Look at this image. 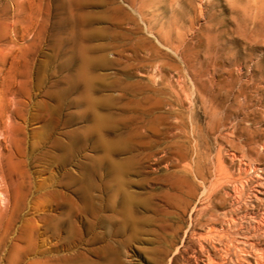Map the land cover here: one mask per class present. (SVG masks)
Returning <instances> with one entry per match:
<instances>
[{"label":"rangeland","instance_id":"374dc122","mask_svg":"<svg viewBox=\"0 0 264 264\" xmlns=\"http://www.w3.org/2000/svg\"><path fill=\"white\" fill-rule=\"evenodd\" d=\"M0 119V264L264 258V0H0Z\"/></svg>","mask_w":264,"mask_h":264},{"label":"bare ground","instance_id":"6f19581e","mask_svg":"<svg viewBox=\"0 0 264 264\" xmlns=\"http://www.w3.org/2000/svg\"><path fill=\"white\" fill-rule=\"evenodd\" d=\"M12 44H13V43H12ZM15 44H16V43H15ZM13 46H14V45H13ZM12 51H13V49H12ZM7 91H8V90H7ZM2 93H3V92H2ZM2 93H1V94H2ZM5 103H6V102H5ZM3 109H4V108H3ZM7 113H8V112H7ZM7 113H6V114H7ZM3 116H6V115H3ZM3 116H2V117H3ZM11 117H12V116H11ZM7 118H8V116H7ZM49 118H50V117H49ZM11 119H12V118H11ZM11 119H10V120H11ZM53 119H54V118H53ZM0 120H1V119H0ZM53 121H54V120H53ZM0 122H1V121H0ZM10 122H11V121H10ZM6 123H8V122H6ZM53 124H54V123H53ZM7 128H8V126H7ZM4 129H5V128H4ZM67 132H68V131H67ZM67 134H68V133H67ZM2 135H3V132L1 133V136H0V137H2ZM3 136H4V135H3ZM0 139H2V138H0ZM9 139H10V138H9ZM55 140H56V141H55V147L58 149V151L61 150L62 153H63L60 157H65V159H66L67 161H69V160L71 159V157H72V154H73V148H74V134H72V133L69 131V134L67 135V143H65V144H62V143L60 142V140H57V139H55ZM2 142H3V140H2ZM5 143H6V141H5ZM9 146H10V145H9ZM7 147H8V146H7ZM25 148H26V147H25ZM222 149H223V148H222ZM2 150H3V149H2ZM263 150H264V149H263ZM221 151H222V150H221ZM225 151H226V150H225ZM8 152H10V151H8ZM219 153H220V152H219ZM219 153H218V155H219ZM232 153H233V152H232ZM233 155H234V154H233ZM0 156H2L1 153H0ZM241 157H242V156H241ZM1 158H2V157H0V159H1ZM243 158H244V157H243ZM63 159H64V158H63ZM219 159H220V158H219ZM219 159H217V161H218ZM14 160H15V159H14ZM14 160H13V161H14ZM233 160H234V159H232L231 161H233ZM242 160H243V159H242ZM67 161H66V162H67ZM243 161H244V160H243ZM69 162H70V161H69ZM218 162H219V161H218ZM221 162H222V161H221ZM233 162H234V161H233ZM0 163H1V161H0ZM219 163H220V162H219ZM69 164H70V163H69ZM4 165H5V164H4ZM70 165H71V164H70ZM240 166H241V165H240ZM0 167H1V166H0ZM219 167H220V166H219ZM222 167H223V165H222ZM215 168H216V167H215ZM244 168H245V167H244ZM224 169H225V168H224ZM254 169H255V168H253V170H254ZM215 170H216V169H215ZM239 170H240V169H239ZM3 172H4V171H3ZM3 172H2V174H3ZM6 172H7V171H6ZM199 172H200V171H199ZM218 172H219V171H218ZM248 172H249V171H248ZM67 173H68V172H67ZM70 173H71V172H70ZM223 173H224V171L222 172V174H223ZM246 173H247V172H246ZM218 175H219V174H218ZM226 175H227V174H226ZM239 175H240V174H239ZM239 175H238V176H239ZM244 175H245V174H244ZM199 177H200V176H199ZM223 177H224V176H223ZM228 177H229V175H228ZM228 177H227V178H228ZM17 178L19 179V177H17ZM234 178H235V177H234ZM224 179H226V178H224ZM229 179H230V178H229ZM232 179H233V177H232ZM3 180H4V179L0 180V187H2V185L6 183V182H3ZM216 180L219 181L220 178H219V179H216ZM216 180H215V181H216ZM69 181H70V180H69ZM222 181H224V180H222ZM227 181H228V180H227ZM229 181H230V180H229ZM12 182H15V181H12ZM12 182H11V183H12ZM72 182H73V181H72ZM72 182L70 181V184H71ZM225 182H226V181H225ZM225 182H223V183H225ZM23 183H24V182H23ZM217 183H218V182H217ZM245 183H246V182H245ZM12 184H13V183H12ZM20 184H21V183H20ZM212 184H213V182H212ZM220 184L222 185V183H220ZM225 184H226V183H225ZM225 184H224V185H225ZM228 184H229V183H228ZM5 185H6L7 187L10 186L9 184H8L9 186H8L7 184H5ZM221 185H220V186H221ZM11 186H12V185H11ZM210 186H211V184H210ZM214 186H215V185H214ZM220 186H219V187H220ZM222 186H223V185H222ZM4 187H5V186H4ZM15 187H18V188H19V187H20L19 183H18V186L15 185ZM230 187H231V186H230ZM243 187H245V186H243ZM243 187H242V188H243ZM2 188H3V187H2ZM18 188H17V189H18ZM214 188H215V187H214ZM216 188H217V187H216ZM234 188H235V187H234ZM10 189H11V188H10ZM13 189H15V188H13ZM19 189H20V188H19ZM19 189H18V190H19ZM23 189H24V187H23ZM209 189H210V188H209ZM220 189H221V187H220ZM220 189H218V190H215V189H214V191L212 190V191H213L212 193H215V191H220ZM223 189H224V188H223ZM223 189H221V190H223ZM225 189H226V187H225ZM237 189H238V188H237ZM4 190H5V188H4ZM4 190H3L2 192H0V196H1L0 201L3 203V204H1L0 206H4V203H5V204L7 203V202H6V195H8V194H7L6 191H4ZM6 190H7V189H6ZM8 190H9V189H8ZM11 190H12V189H11ZM15 190H16V189H15ZM232 190H234V189H232ZM240 190H241V189H240ZM205 191H206V190H205ZM208 191H209V190H208ZM224 191H226V190H224ZM224 191H222V192H223V193H226V192H224ZM234 191H235V190H234ZM4 192L6 193V195H5ZM7 192H8V191H7ZM9 192H10V191H9ZM18 192H19V191H18ZM70 192H71V191H70ZM235 192H236V191H235ZM235 192H234V193H235ZM14 193H15V192H14ZM14 193H13V194H14ZM240 193H241V192H240ZM15 194H16V193H15ZM206 194H207V193H206ZM209 194H210V193H209ZM230 194H231V193H230ZM237 194H238V193H237ZM11 195H12V193H11ZM17 195H18V194H17ZM240 195H241L240 198H242V197H243V196H242L243 194L241 193ZM20 196H21V195H20ZM210 196H211V194H210ZM210 196H209V197H210ZM214 196H215V195H214ZM219 196H222V195H219ZM225 196H227V195H225ZM225 196H224V197H225ZM230 196H231V195H230ZM15 197H16V196H15ZM22 197H23V195H22ZM69 197H70V196H69ZM209 197H208V198H209ZM215 197H216V196H215ZM234 197H235V194H234ZM234 197H233L232 199H234ZM208 198H207V200H208ZM225 198H227V197H225ZM237 198H238V197H237ZM240 198H239V200H240ZM12 199H13V198H12ZM12 199H11V201H12ZM18 199H19V198H18ZM7 200H9V198H8ZM93 200H94V198H91V202H92V203H93ZM211 200H212V199H211ZM211 200H210V201H211ZM227 200H230V199L227 198ZM8 202L10 203V201H8ZM13 202H14V200H13ZM234 202H235V203H237V202L240 203L241 201H238V199H237V202H236V201H234ZM9 203H8V204H9ZM15 203H16V202H15ZM67 203H68V206H69L70 211L73 210V207H74V203H73V201H72L71 199H69V200L67 201ZM216 203H217V202H216ZM218 203H222V202H218ZM218 203H217V205H218ZM224 203H225V202H224ZM227 203H228V201H227L225 204H227ZM19 204H20V203H19ZM96 204H97V203H96ZM225 204H224V205H225ZM240 204H241V203H240ZM240 204H239V205H240ZM9 205H11V204H9ZM9 205H7V206H9ZM16 205H17V204H16ZM229 205H230V204H229ZM7 206H6V207H7ZM208 206H209V205H208ZM232 206H233V205H232ZM13 207H14V208H13L14 211H15L16 209L18 210V208H16L17 206L14 205ZM18 207H19V205H18ZM94 207H95V205L93 206V209H94ZM218 207H219V206H218ZM233 207H234V206H233ZM4 208H5V206H4ZM4 208H3V209H4ZM8 208H9V207H7V211H10V210H8ZM10 208H11V207H10ZM15 208H16V209H15ZM26 208H27V207H26ZM203 208H204V207H203ZM224 208L226 209V208H228V207L225 205ZM3 209H0V210L3 211ZM69 209H68V210H69ZM238 209H239V208H238ZM215 210H216V209H215ZM222 210H223V209H222ZM94 211H95V210H94ZM231 211H232V210H231ZM5 212H6V210H5ZM16 212H18V211H16ZM67 212H68V211H67ZM217 212H218V211H217ZM234 212H235V211H234ZM11 213H12V212H11ZM68 213H70V212H68ZM263 213H264V212H263ZM15 214H16V213H15ZM62 214H64V213H62ZM66 214H67V213H66ZM66 214H65V215H66ZM227 214H228V213H227ZM236 214H237V213H236ZM2 215H3V220L6 219V218H5L6 216H8V214H6V215H5V214H2ZM2 215H1V212H0V217H1ZM4 215H5V217H4ZM58 215H59V214H58ZM222 215H223V214H222ZM232 215H233V214H232ZM12 216H13V215H12ZM12 216H11V217H12ZM224 216H225V215H224ZM224 216H223V217H224ZM228 216H229V215H228ZM228 216H225V217L227 218ZM237 216H238V215H237ZM18 217H19V216H18ZM56 217H57V216H56ZM204 217H205V216H204ZM208 217H209V216H208ZM210 217H211V216H210ZM216 217H217V216H216ZM218 217H219V216H218ZM254 217H255V216H254ZM9 218H10V217L7 218L8 221L11 220V219L9 220ZM61 218H62V219H65V218H63V217H61ZM229 218H230V217H229ZM232 218H233V216H232ZM255 218H257V217H255ZM13 219H14V218H13ZM199 219H200V218H199ZM207 219H208V218H207ZM210 219H211V218H210ZM212 219H213V217H212ZM233 219H234V218H233ZM233 219H232V220H233ZM263 219H264V218H263ZM263 219H262V221H264ZM1 220H2V219H1ZM1 220H0V221H1ZM14 220H15V219H14ZM57 220H58V219H57ZM59 220H60V219H59ZM73 220H74V219H73ZM73 220H71V218H70V216H69V217H68V220L65 221V223H67L68 227H70L71 229H72V227L74 226V225H73V222H72ZM195 220H196V219H195ZM200 220H201V219H200ZM204 220H205V219H204ZM223 220H224V219H223ZM232 220H231V221H232ZM249 220H250V219H249ZM252 220H253V219H252ZM256 220H257V219H256ZM6 221H7V220H6ZM6 221H5V222H6ZM8 221H7V222H8ZM16 221H17V220H16ZM16 221H15V222H16ZM55 221H56V220H55ZM219 221H220V220H219ZM233 221H234V220H233ZM236 221H237V220H236ZM253 221H255V220H253ZM259 221H260V219H259ZM63 222H64V220H63ZM196 222H198V221H196ZM203 222H204V221H203ZM203 222H202V223H203ZM208 222H209V221H208ZM222 222H225V220L222 221ZM226 222H228V221H226ZM234 222H235V221H234ZM234 222H233V224H234ZM238 222H239V221H238ZM247 222H248V221H247ZM247 222H246V223H247ZM257 222H258V221H257ZM257 222H255V223H257ZM1 223H2V222H1ZM9 223L11 224V222H9ZM9 223H8V224H9ZM199 223H200V222H199ZM241 223H242V222H241ZM243 223H244V222H243ZM246 223H245V224H246ZM260 223H261V222H260ZM8 224H7V225H8ZM74 224H75V223H74ZM194 224H195V223H194ZM205 224H206V221H205ZM205 224H204V225H205ZM221 224H223V223H221ZM228 224H229V223H228ZM230 224H231V223H230ZM248 224H249V223H248ZM252 224H253V223H252ZM257 224H258V223H257ZM59 225H60V224H59ZM207 225H208V224H207ZM207 225H206V226H207ZM212 225H213V223H212ZM212 225H210V223H209V226H211L210 228L213 227ZM223 225H224V224H223ZM223 225H222V226H223ZM246 225H247V224H246ZM254 225H255V224H254ZM263 225H264V224H263ZM263 225L261 224V226H263ZM3 226H4V224H2V227H3ZM15 226H16V225H15ZM23 226H24V225H23ZM62 226H63V225H62ZM62 226H60V227H62ZM190 226H191V225H190ZM209 226H208V227H209ZM214 226H215V225H214ZM220 226H221V225H220ZM220 226H219V227H220ZM222 226H221V227H222ZM239 226H240V224H239ZM239 226H238V227H239ZM247 226H248V225H247ZM247 226H246V227H247ZM54 227H55V226H54ZM191 227H192V226H191ZM199 227H200V226H199ZM202 227H203V226L200 227V230L202 229ZM208 227H207V228H208ZM221 227H220V228H221ZM230 227L232 228V227H234V226H231V225H230ZM249 227H251V226H248L247 228H249ZM0 228H1V227H0ZM21 228H22V227H21ZM193 228H194V227H193ZM196 228H197V227H196ZM236 228H237V223H236ZM236 228H235V229H236ZM240 228H241V229L244 228L243 225H241V226L239 227V229H240ZM7 229H8V228H7ZM24 229H25V228H24ZM68 229H69V228H68ZM190 229H191V228H190ZM190 229H189L188 231H190ZM198 229H199V228H198ZM215 229H216V228H215ZM232 229H234V228H232ZM235 229H234V231H235ZM241 229H240V231H241ZM5 230H6V227H5ZM5 230H4V231H5ZM66 230H67V229H66ZM202 230L205 231V229H202ZM208 230H209V228H208ZM208 230H206V231H208ZM210 230H212V229H210ZM219 230H220V229H219ZM223 230H224V229H223ZM229 230H230V229H229ZM245 230H246V229H245ZM252 230H255V229H252ZM252 230H251V231H252ZM220 231H221V230H220ZM227 231H228V230H227ZM232 231H233V230H232ZM234 231H233V232H234ZM236 231L238 232V230H236ZM247 231H248V230H247ZM247 231H246V233H247ZM249 231H250V230H249ZM210 232H211V231H210ZM210 232H208V234H210ZM212 232H214V231H212ZM221 232H222V231H221ZM223 232H224V231H223ZM228 232H230V231H228ZM233 232H232V233H233ZM254 232H255V231H254ZM260 232H261V230H260ZM262 232H263V230H262ZM262 232H261V234H262ZM191 233L193 234V232H190V234H191ZM204 233H206V232H204ZM216 233H218V228H217ZM235 233H236V232H234V234H235ZM252 233H253V231H252ZM255 233H256V232H255ZM255 233H254V234H255ZM257 233H258V232H257ZM229 234H230V233H229ZM236 234H237V233H236ZM254 234H253L252 236H254ZM258 234H260V233H258ZM185 235H186V234H185ZM206 235H207V234H206ZM210 235H211V234H210ZM213 235H214V234H213ZM223 235H224V234H223ZM226 235H227V234H226ZM240 235L242 236V234H240ZM240 235H239V237H240ZM247 235H248V234H247ZM250 235H251V234H249V236H250ZM263 235H264V233H263ZM263 235H262V237H264ZM190 236H191V235H190ZM193 236H194V235H193ZM217 236H218V235H217ZM228 236H230V235H228ZM228 236H227V237H228ZM233 236H235V237H234L235 239L238 237V235H237V237H236V235H233ZM233 236H232V238H233ZM244 236H246V235H244ZM252 236H251V238H252ZM255 236H257V234H256ZM199 237H200V236H199ZM203 237H204V235H203ZM207 237H208V238H207ZM207 237H205V239L207 238V239L210 240L211 237H210V236H207ZM225 237H226V236H225ZM239 237H238V238H239ZM259 237H260V235L258 236V239H259ZM262 237H261V238H262ZM186 238H187V236H186ZM196 238H197V237H196ZM196 238H194L195 241H196ZM213 238H214V237H213ZM216 238H218V237H216ZM220 238H221V237H220ZM232 238H229V237H228V239H230L231 242H232ZM240 238H241V241H242V238H245V237H240ZM251 238H250V240H252ZM254 238H255V237H254ZM254 238H253V240H252V241H253V242H252V245H253V243H254ZM191 239L193 240V238H191ZM197 239H198V238H197ZM205 239H204V240H205ZM222 239H223V238H222ZM222 239H220V240L218 239V240H219L218 242H220ZM235 239H234L233 243L236 241ZM223 240L226 241L227 239L225 240V238H224ZM248 240H249V239H248ZM259 240H260V239H259ZM184 241H185V240H184ZM184 241H183V242H184ZM201 241H203V240H201ZM205 241H206V240H205ZM228 241H229V240H228ZM239 241H240V240H239ZM239 241H238V242H239ZM241 241H240V243H241ZM246 241H247V240H246ZM188 242H189V241H188ZM190 242H191V240H190ZM209 242H211V241H209ZM209 242H208V243H209ZM213 242H214V240H213ZM218 242H216V244H217ZM222 242H223V241H222ZM222 242H221V244H222ZM226 242H227V241H226ZM236 242H237V241H236ZM244 242H245V239H244ZM192 243H193V241H192ZM195 243H197V242H195ZM204 243H205V242H204ZM240 243L237 244V246L239 245V247H240ZM242 243H243V242H242ZM198 244H199V242H198ZM200 244H201V243H200ZM212 244H214V243H211V246H210V244H209L210 248L212 247ZM218 244H219V243H218ZM221 244H220V245H221ZM225 244H226V243H225ZM228 244H230V243L228 242ZM228 244H226V248H225V249H227V248L230 249L229 247H227ZM231 244H232V243H231ZM261 244H262V242H261ZM214 245H215V244H214ZM214 245H213V247H214ZM222 245H223V244H222ZM246 245H247V244H246ZM255 245H256V244H255ZM257 245H258V244H257ZM259 245H260V244H259ZM262 245H263V244H262ZM204 246H206V245H204ZM230 246H231V245H230ZM233 246H234V245H233ZM237 246H236V247H237ZM242 246H245V245L242 244ZM250 246H251V245H250ZM250 246H249V247H250ZM191 247H192V246H191ZM198 247H200V246H198ZM198 247H197V248H198ZM215 247H216V246H215ZM221 247H224V246H221ZM231 247H232V246H231ZM236 247L234 246V248H236ZM246 247H248V246H245V248H246ZM260 247H261V246H260ZM201 248H202V247H201ZM203 248H204V250H205V247H203ZM203 248H202L201 252L203 251ZM216 248H217V247H216ZM216 248H214V249H216ZM219 248H220V247H219ZM219 248H217V249H219ZM243 248H244V247H243ZM243 248H242V251H244ZM252 248H255V247H254V246L250 247V249H252ZM198 249H199V248H198ZM207 249H208V247H207ZM220 249H221V248H220ZM225 249H223V250L225 251ZM246 249H248V248H246ZM255 249H257V248H255ZM189 250H190V249H189ZM196 250H197V249H196ZM199 250H200V249H199ZM221 250H222V249H221ZM232 250H233V248L230 249V251H232ZM240 250H241V249H240ZM257 250H258V249H257ZM257 250H255L256 253L253 254V252H252L251 254H250V253H249V254H250V255L253 254L254 257H256L255 254H258V255H259L260 252L263 253V251H264L262 248H260V250H263V251L258 250V251H260V252L258 253ZM185 251H186V250H185ZM207 251H208V250H207ZM207 251H205V252H207ZM215 251H218V250H215ZM215 251H214V252H215ZM227 251H228V250H227ZM227 251H226V252H227ZM230 251H228V252L231 253ZM236 251H237V252H236ZM242 251H240V252H242ZM249 251H250V250H249ZM249 251H248V252H249ZM252 251H253V249H252ZM165 252H166V251H165ZM187 252H188V251H187ZM195 252H196V251H195ZM205 252H204V253H205ZM234 252H236V253L238 254V248H237ZM234 252H233V253H234ZM245 252H246V251H245ZM245 252H244V253H245ZM22 253H23V252H22ZM22 253H21V254H22ZM70 253L72 254L71 251H70ZM180 253H181V252H180ZM185 253H186V252H185ZM204 253H203V254H204ZM219 253H220V250H219ZM221 253H222V256H223L224 254H226L225 252H224V254H223V252H221ZM244 253L242 254L243 256H245ZM262 253H261V254H262ZM71 254H70V255H71ZM174 254H175V253H174ZM206 254H208V252L205 253L203 256H205ZM237 254H236V256H237ZM246 254H247V253H246ZM263 254H264V253H263ZM68 255H69V254H68ZM68 255H67V256H68ZM72 255H73V254H72ZM210 255H212V254H210ZM229 255H231V254H229ZM229 255H228V257H229ZM233 255H234V254H233ZM238 255H239V254H238ZM247 255H248V254H247ZM258 255H257V256H258ZM67 256H66V257H67ZM193 256H195V255H193ZM219 256H221V255H219ZM231 256H232V255H231ZM243 256H242V257H243ZM206 257H208V259H210L209 256H206ZM206 257H205V259H206ZM211 257H212V256H211ZM233 257H234V256H233ZM239 257H240V255H239ZM242 257H241V258H242ZM245 257H246V256H245ZM249 257L251 258L252 256H249V255H248L247 258H249ZM259 257H260V256H258L257 258H259ZM69 258L71 259V257H69ZM171 258H172V257H171ZM192 258H193V257H192ZM201 258H202V257H201ZM221 258H222V257H221ZM224 258L227 259L226 256H225ZM247 258H246V259H247ZM250 258H249V259H250ZM252 258H253V257H252ZM59 259H61V258H59ZM59 259H58V260H59ZM63 259L66 260V258H63ZM208 259H206L204 262L209 261ZM215 259H218V258H215ZM215 259H210L211 262H212V263H210V264H221V263H216V260H215ZM228 259H229V258H228ZM230 259H231V258H230ZM235 259H236V258H235ZM237 259H238V258H237ZM237 259H236V260H237ZM242 259H244V258H242ZM242 259H241V262H240V263H242V261H243ZM260 259H262V261H261ZM263 259H264V258H262V256H261L259 259H256V258H255V261H254L253 264H264ZM195 260L198 261V259H196V258H195ZM200 260H201V259H200ZM212 260H213V261H212ZM214 260H215V261H214ZM220 260H221V259H220ZM220 260H219V261H220ZM236 260H235V261H236ZM244 260H245V259H244ZM169 261H170V259H169ZM197 261H196V262H197ZM221 261L223 262L222 264H224V261H228V262H229V260H221ZM221 261H220V262H221ZM233 261H234V260H233ZM233 261L230 260L231 263H235V262H233ZM189 262H190V260H189ZM198 262H200V261H198ZM201 262H202V261H201ZM201 262H200V263H201ZM209 262H210V261H209ZM214 262H215V263H214ZM217 262H218V261H217ZM247 262H248V261H247ZM247 262H246V260H245V263H247ZM164 263H165V262H164ZM200 263H199V264H200ZM207 263H208V262H207ZM231 263H230V264H231ZM237 263H238V262H237ZM240 263H239V264H240ZM243 263H244V262H243ZM197 264H198V263H197ZM205 264H206V263H205ZM208 264H209V263H208ZM247 264H248V263H247ZM250 264H251V263H250Z\"/></svg>","mask_w":264,"mask_h":264}]
</instances>
